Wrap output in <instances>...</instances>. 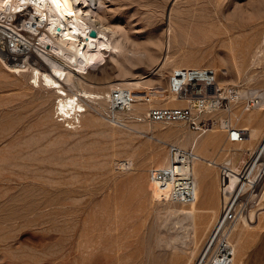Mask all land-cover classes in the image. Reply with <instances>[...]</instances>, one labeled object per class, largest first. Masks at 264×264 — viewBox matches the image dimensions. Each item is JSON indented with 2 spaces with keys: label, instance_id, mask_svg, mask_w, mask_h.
Here are the masks:
<instances>
[{
  "label": "rangeland",
  "instance_id": "obj_1",
  "mask_svg": "<svg viewBox=\"0 0 264 264\" xmlns=\"http://www.w3.org/2000/svg\"><path fill=\"white\" fill-rule=\"evenodd\" d=\"M103 2L100 22L113 28L115 39H120L115 31L120 26L131 41L139 42L122 40L123 47L130 52V61L138 62L134 80L152 82L155 92L166 93L169 89V73L159 78L149 69L151 57L159 50L154 41L163 37L172 19L175 30L181 34L179 42L199 55L197 60L204 67H217L222 85H243L264 94V0ZM226 27L230 29L228 33ZM229 35L234 38L232 46L242 65L240 74L230 53ZM0 44L6 45L2 40ZM256 51L258 54L253 57ZM21 56L12 53L7 58L10 64L21 63ZM116 58L122 59V55ZM116 58L108 57V63L96 71L100 77L96 82L107 85L117 78ZM32 60L38 61V57ZM223 67L228 69L227 75L222 73ZM27 81V77L0 71V264L185 263L182 253L173 254L163 242L164 212L179 204L155 200L149 181L151 170L161 166V161L153 160V152L162 151L168 156L170 143L193 150L185 139L199 132L182 123L161 124L158 128L178 129L183 134L179 138L156 133L154 138L137 125L146 120L151 105H176H170L163 96L140 100L124 115L128 125L120 126L108 118L107 102H89L97 122L94 126L83 123L82 127L71 129L54 113L55 95L31 87ZM138 93L147 96L144 91ZM243 107L240 101L232 103L235 112ZM225 116L216 111L202 117L209 122ZM211 133L217 134L218 145L215 143L216 147L213 145L209 152L218 162L239 147L248 146L247 140L245 144L227 142L218 123L211 124L202 135ZM258 142L250 146L255 147ZM205 169L207 188H215L218 197L220 170L208 164ZM208 221L209 216L205 222ZM206 223L197 254L210 229ZM252 225L256 226L251 229L241 264H264V213Z\"/></svg>",
  "mask_w": 264,
  "mask_h": 264
},
{
  "label": "bare ground",
  "instance_id": "obj_2",
  "mask_svg": "<svg viewBox=\"0 0 264 264\" xmlns=\"http://www.w3.org/2000/svg\"><path fill=\"white\" fill-rule=\"evenodd\" d=\"M103 1L0 0V42L2 40L6 43V45L0 44V68L2 69L0 71L12 72L21 77H27V84L31 87H38L53 93L56 100L54 113L57 112L63 124L67 123V126L71 129L82 127L83 123L86 126H94L95 122H97V117H92L88 107L90 106L89 102L99 105L107 102V105L110 106L116 100V91H119L122 97H125L126 94L130 95L131 108L135 106V102L150 99L152 96H163L169 99L170 105L176 106L187 105L189 102L196 100V96L179 98L169 89L166 90V93L157 91L156 93L152 82L134 80L135 78L133 77L136 74V70H138V67H136L138 62L132 63L130 61L128 57L130 52L122 44V40L131 41L130 35L122 27L118 26L115 31L118 32L120 39H115L112 34L113 28L100 22V18H103L100 14L104 5ZM22 16H25L22 23H18V19ZM235 27L238 26L236 25ZM225 29L227 33L230 31L227 27ZM92 30L97 32L96 36L90 35ZM183 31L187 33L185 30ZM24 32H27L28 35ZM32 35H36V37L31 40L30 36ZM180 35L175 30L174 22L171 19L170 24L163 33V37H158V42L154 41L159 50L157 54L151 57L152 67L149 71L155 76L164 78L168 76L166 72L170 75L178 68L206 66L197 60L199 55L193 50H188L184 43L179 42ZM228 40L230 53L234 59V67L237 73L240 74L242 65L232 46L234 38L229 35ZM131 42L133 44L136 41L132 40ZM146 50L150 51L149 48H146ZM159 51L162 52V55H160ZM12 53L22 54L23 61L10 64L7 57L8 54ZM257 54L258 51L254 53L253 57H256ZM119 55H122V59L116 58ZM36 56L38 61H33L32 57ZM110 56L116 58L117 78L107 85H101L100 82L95 81L100 79L96 75V71L108 63V57ZM221 64L224 66L225 61L222 60ZM216 68L214 69L216 70ZM221 71L224 75L228 74V69L225 67ZM220 82V86H225V84L222 85ZM161 89L159 88V90ZM257 90L256 92L254 90L250 91L255 96L261 97V101L253 108L259 111L246 110L243 101L238 100L243 103L244 109L240 112H235L232 109L229 113L230 118L234 119L235 125L248 128V137L242 141V144H245L247 140V147L236 148V152L234 151L232 154L227 155L223 161L218 162L217 157L215 158L216 160L211 158L213 155L210 156L209 152L213 148L212 146L216 147L215 143L217 144V138H215L217 134H214L215 132L206 136H187L185 139V144L190 145L193 150L184 149L192 150L197 156L192 160L190 169H188V164L185 163L181 167L180 172L182 177H187L190 173L193 175L196 198L190 203L177 202L179 206L167 207L168 209L166 208L167 210L164 212L165 216L163 215L165 218L162 217L165 219L163 224L166 227L164 245L169 247L173 254L182 253L186 258L183 264H191L196 259L198 244L201 240V233L204 231L207 217L209 216V221L206 223L207 228L213 219H217L225 197L221 194L223 184L225 183L227 188L231 190L236 183V178H227L220 173L218 178L220 193L216 204L206 206L207 201L201 194L202 182L203 180L205 182V165L208 164L218 168V165L210 161L215 160L218 164H226L229 161L230 165H227V168L237 171L246 162L245 155L250 154L255 149L264 134V94H260ZM138 91H144L147 96L140 95ZM97 108L101 109V111L106 109L104 106L102 107L103 109L99 108V106ZM151 108H153L152 105L150 106ZM147 113L148 111L146 115ZM145 121L137 124L139 129H142L141 131L144 129L148 134L152 133L154 138L156 133L162 136L177 135L179 138L183 134L178 129L165 130L158 128V126L163 124L161 122L153 124ZM256 140L258 143L254 144L255 147L250 146ZM168 152V156L164 155L162 151H155L152 154L154 161H161V166H155L151 170V181H149L152 196L159 202H170V200L174 202V192L178 186V178L176 177L156 178L152 176L153 170L167 168L172 165L174 157L170 151ZM258 220L255 221V224ZM252 224L254 223L244 221L238 223L235 227L233 264L242 263V259L245 256L246 242L252 235L251 229L256 226Z\"/></svg>",
  "mask_w": 264,
  "mask_h": 264
},
{
  "label": "built area",
  "instance_id": "obj_3",
  "mask_svg": "<svg viewBox=\"0 0 264 264\" xmlns=\"http://www.w3.org/2000/svg\"><path fill=\"white\" fill-rule=\"evenodd\" d=\"M169 90L179 98L196 96V100L181 106H162L151 108L146 120L151 123L163 124L182 123L192 130L204 134L211 124L218 123L225 132L226 141L239 143L248 137L249 130L237 126L230 118L232 103L242 100L246 110L255 108L261 101L243 85H219V73L212 67H182L174 70L168 79ZM115 101L106 113L115 124L127 126L125 114L131 109L129 94L122 97L115 92ZM222 111L224 119L203 121V114ZM169 151L174 157L172 165L167 168L155 169L153 177H176L178 186L174 199L178 203H190L196 198L193 175L182 177L181 167L187 163L188 169L192 160L197 156L192 150H186L170 143ZM220 173L227 178H236L235 186L230 190L223 184L221 190L223 202L217 219L208 230L199 253L193 264H233L235 245L234 230L240 222L254 223L264 211V134L255 149L247 155L246 162L234 171L227 168L230 162L218 164Z\"/></svg>",
  "mask_w": 264,
  "mask_h": 264
},
{
  "label": "crops",
  "instance_id": "obj_4",
  "mask_svg": "<svg viewBox=\"0 0 264 264\" xmlns=\"http://www.w3.org/2000/svg\"><path fill=\"white\" fill-rule=\"evenodd\" d=\"M201 194L204 196L205 200L207 201L206 205L216 204V201H217L216 190H215V188H211V186L209 188H207V185L204 182V180H203L202 186H201Z\"/></svg>",
  "mask_w": 264,
  "mask_h": 264
},
{
  "label": "water",
  "instance_id": "obj_5",
  "mask_svg": "<svg viewBox=\"0 0 264 264\" xmlns=\"http://www.w3.org/2000/svg\"><path fill=\"white\" fill-rule=\"evenodd\" d=\"M90 35H92V36H96V35H97V32H96L95 30H92V31L90 32Z\"/></svg>",
  "mask_w": 264,
  "mask_h": 264
}]
</instances>
